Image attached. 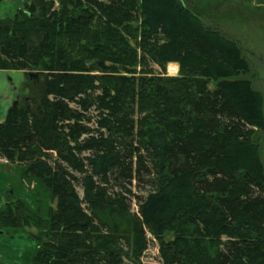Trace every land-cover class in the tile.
Segmentation results:
<instances>
[{"label":"trees","instance_id":"1","mask_svg":"<svg viewBox=\"0 0 264 264\" xmlns=\"http://www.w3.org/2000/svg\"><path fill=\"white\" fill-rule=\"evenodd\" d=\"M58 1L0 18V69L23 71L26 91L0 122V158L56 203L0 206L1 225L37 230L27 264H137L147 233L162 264H264L263 97L238 43L186 0Z\"/></svg>","mask_w":264,"mask_h":264},{"label":"rangeland","instance_id":"2","mask_svg":"<svg viewBox=\"0 0 264 264\" xmlns=\"http://www.w3.org/2000/svg\"><path fill=\"white\" fill-rule=\"evenodd\" d=\"M24 1L0 0V18H12L17 8ZM51 1L54 4L53 9H57L59 1ZM186 1L188 2V7L200 13L207 24L220 30L225 36L238 43L250 65V74L245 77L249 78L252 81L253 87L261 93L264 113V0ZM132 25L135 26L136 24L132 23ZM170 65H174L176 70H170ZM149 69L153 71V75L173 77L178 74V64L174 62L168 63L164 71H161L155 63L149 62ZM6 79L10 83H13V86H16L17 100L19 96L26 93L22 88V83L25 79L22 71H13L12 74L7 75ZM210 87H213L212 83ZM86 113L89 120H85V123L88 127L94 128L97 111L91 108ZM257 138L261 159L264 163V131L260 132ZM86 154L87 152L83 151L81 155ZM49 162L53 164V159H49ZM66 169L73 177L77 178V180H73V183L77 193L81 197L83 194L79 180L82 175L70 170L68 167ZM23 173V165L21 163L12 164L0 158V206H3L5 203L6 194L11 193L15 198L23 200L34 212L37 211V200L39 199L44 208L48 207L49 210L55 209L56 203L51 199L49 192L39 187L32 176H26ZM111 186L115 191L122 189L121 185L118 186L114 182ZM125 186L131 190L132 194L141 196H145L150 189V186L144 181L137 182L133 180L130 185L126 184ZM137 207L136 201L133 199L131 211L137 212ZM36 234L37 230L33 226L13 229L0 224V264H27L36 245V242L30 235L35 236ZM147 237L149 240L148 247L140 256L139 263L137 264H162L158 255L157 240L149 233H147ZM172 237L173 234L171 233L167 236V238ZM124 261L130 264L126 259Z\"/></svg>","mask_w":264,"mask_h":264},{"label":"crops","instance_id":"3","mask_svg":"<svg viewBox=\"0 0 264 264\" xmlns=\"http://www.w3.org/2000/svg\"><path fill=\"white\" fill-rule=\"evenodd\" d=\"M13 71H19V70L0 69V105H1L0 106V111H1L0 122L3 120L7 109L10 106H12L14 103H16V100H17L16 96L18 94L15 91L16 86H13V83H10L9 80L6 79L7 75L12 74Z\"/></svg>","mask_w":264,"mask_h":264},{"label":"bare ground","instance_id":"4","mask_svg":"<svg viewBox=\"0 0 264 264\" xmlns=\"http://www.w3.org/2000/svg\"><path fill=\"white\" fill-rule=\"evenodd\" d=\"M170 70L175 71L176 67L174 65H172V66L170 65Z\"/></svg>","mask_w":264,"mask_h":264}]
</instances>
